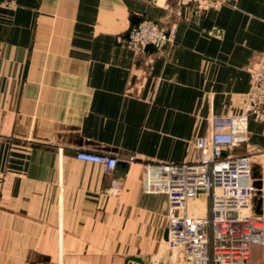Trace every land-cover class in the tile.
<instances>
[{"label":"crops","instance_id":"obj_1","mask_svg":"<svg viewBox=\"0 0 264 264\" xmlns=\"http://www.w3.org/2000/svg\"><path fill=\"white\" fill-rule=\"evenodd\" d=\"M144 19L175 25L174 46L127 47ZM263 56L264 0L205 12L179 0L0 2V264H138L139 241L161 247L168 199L143 189L146 164L193 161V140L242 112ZM79 151L119 162L106 172ZM238 153L260 188L261 122ZM250 264H264V244Z\"/></svg>","mask_w":264,"mask_h":264},{"label":"built area","instance_id":"obj_2","mask_svg":"<svg viewBox=\"0 0 264 264\" xmlns=\"http://www.w3.org/2000/svg\"><path fill=\"white\" fill-rule=\"evenodd\" d=\"M161 0H154L159 5ZM168 1V0H164ZM10 5L12 0H0ZM227 0H179L205 12ZM177 28L144 19L133 26L126 46L137 53L166 51L175 44ZM152 68H150V71ZM250 86L242 112L213 121L209 134L193 140L196 158L185 163H147L142 186L148 194L168 199L167 248L182 259L177 264H250L253 245L264 244V183L253 185L250 154L238 153L249 143L250 119L264 125V56L249 69ZM76 158L113 171L118 158L79 151ZM261 209L255 212V199ZM150 264L161 263L153 258Z\"/></svg>","mask_w":264,"mask_h":264},{"label":"rangeland","instance_id":"obj_3","mask_svg":"<svg viewBox=\"0 0 264 264\" xmlns=\"http://www.w3.org/2000/svg\"><path fill=\"white\" fill-rule=\"evenodd\" d=\"M138 244H139V248L135 251V254H136L135 257L136 259H138L137 260L138 264H150L152 259L155 258L154 256L159 255L158 257L161 258L162 255L160 256V254H162L164 250H169L171 254H175V253H172V251L167 248V245L164 242L162 243L161 247L154 249V252H152L153 250L150 249L148 242L139 241ZM165 256H167V254ZM181 259H182V255L179 254L177 257V262H179ZM114 264H126V263L123 260L116 259Z\"/></svg>","mask_w":264,"mask_h":264},{"label":"trees","instance_id":"obj_4","mask_svg":"<svg viewBox=\"0 0 264 264\" xmlns=\"http://www.w3.org/2000/svg\"><path fill=\"white\" fill-rule=\"evenodd\" d=\"M255 210H256V207H255Z\"/></svg>","mask_w":264,"mask_h":264}]
</instances>
